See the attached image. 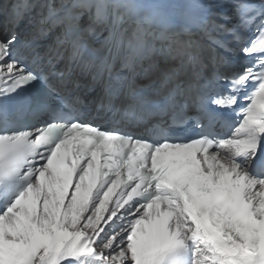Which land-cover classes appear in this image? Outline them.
<instances>
[{
    "label": "snow or ice",
    "instance_id": "obj_1",
    "mask_svg": "<svg viewBox=\"0 0 264 264\" xmlns=\"http://www.w3.org/2000/svg\"><path fill=\"white\" fill-rule=\"evenodd\" d=\"M0 22V264H264V0Z\"/></svg>",
    "mask_w": 264,
    "mask_h": 264
}]
</instances>
